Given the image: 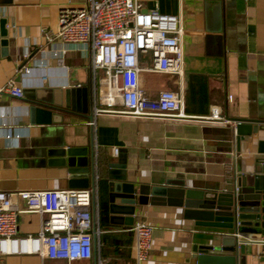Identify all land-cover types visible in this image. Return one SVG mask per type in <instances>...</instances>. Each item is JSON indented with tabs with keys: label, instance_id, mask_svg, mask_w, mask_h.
I'll return each mask as SVG.
<instances>
[{
	"label": "crops",
	"instance_id": "obj_1",
	"mask_svg": "<svg viewBox=\"0 0 264 264\" xmlns=\"http://www.w3.org/2000/svg\"><path fill=\"white\" fill-rule=\"evenodd\" d=\"M82 1L0 0L1 191L72 189L65 168L48 166L44 156L46 146L58 142L64 147L93 148L97 167L92 183L88 176L86 188L93 191L100 181L106 183V165L117 163L119 156L124 159L123 169L114 171H121L125 181L135 186H164L168 182L173 187L181 183L193 190L219 191L235 177L260 168L264 162V0L145 1L148 8L177 16L184 32L181 77L162 82L149 78L151 84H145L149 98L155 97V89L161 85L180 94L184 112L191 117L182 121L108 112L93 117L96 103L89 50L68 46L60 60L35 64L40 48L50 44L62 48L54 39L59 13L79 7ZM24 68L29 69L27 74ZM95 75L98 78L101 72ZM9 80L20 88L22 97L1 91ZM70 89L75 95L69 103L76 109H54ZM211 108L231 123L250 121L255 132L236 144L231 123L202 120ZM91 117L95 124L88 127L85 123ZM5 129H15L19 137L4 140ZM112 147L118 148L116 159L110 154ZM135 212L133 222L140 220L153 227L146 264H192L190 247L204 245L215 234L212 229L195 226L193 220H183L180 211L171 207L147 205ZM39 225L37 214L17 216L19 235H35ZM109 225L120 241L117 252L111 248L106 257L101 256L100 231L94 237L92 258L69 264H96V248L107 264H134L130 226ZM126 232L131 233L129 248L122 243ZM245 247L241 264H264L259 247ZM0 264L67 263L18 254L2 258Z\"/></svg>",
	"mask_w": 264,
	"mask_h": 264
},
{
	"label": "built area",
	"instance_id": "obj_2",
	"mask_svg": "<svg viewBox=\"0 0 264 264\" xmlns=\"http://www.w3.org/2000/svg\"><path fill=\"white\" fill-rule=\"evenodd\" d=\"M147 0H83L77 8L60 11L58 29L54 35L62 46L38 50L36 65L60 60L68 46L89 50L95 94L93 117L114 113L137 119L188 120L184 99L162 85L155 89V97L147 96L145 84L149 78L179 79L183 68L181 38L183 29L175 15L159 13L157 8L145 6ZM50 41V39H49ZM24 58L28 55L25 53ZM101 72L96 78L95 73ZM29 69L24 68V73ZM149 83V84H148ZM11 97L22 93L14 81L6 82L2 90ZM210 123H231L216 108L202 116ZM91 117L86 126H94ZM232 128L235 122L231 123ZM4 140L17 139L19 134L5 129ZM110 154L117 158L118 148ZM91 189L0 190V260L13 255H37L51 261L88 260L93 256V239L101 233L98 228L97 199L91 209ZM31 213L40 217L35 235H19L17 216ZM153 227L136 220L129 227L134 236L131 247L134 264H146L151 251ZM246 244L259 247L264 255V234L245 238ZM96 264H107L96 248Z\"/></svg>",
	"mask_w": 264,
	"mask_h": 264
},
{
	"label": "water",
	"instance_id": "obj_3",
	"mask_svg": "<svg viewBox=\"0 0 264 264\" xmlns=\"http://www.w3.org/2000/svg\"><path fill=\"white\" fill-rule=\"evenodd\" d=\"M74 95V89L65 91L63 102L57 101L54 109H76L69 103ZM234 122L232 135L236 144L256 130L250 121L238 119ZM44 156L48 166L65 168L70 178L69 188L86 189L88 176L92 183L97 166L91 146L75 148L52 143L46 146ZM123 163V156H119L117 163L109 161L106 165L109 224L131 226L137 207L150 205L178 209L183 220H193L195 226L212 229L215 233L204 245L190 247L192 264H241L246 249L244 238L264 234V162L248 176L235 177L231 184L219 191L193 190L181 183L173 187L168 182L164 186H135L133 182L125 181L121 171H114L122 170ZM93 189L94 201L97 189Z\"/></svg>",
	"mask_w": 264,
	"mask_h": 264
},
{
	"label": "trees",
	"instance_id": "obj_4",
	"mask_svg": "<svg viewBox=\"0 0 264 264\" xmlns=\"http://www.w3.org/2000/svg\"><path fill=\"white\" fill-rule=\"evenodd\" d=\"M105 181H100L98 184L97 194H98V203H97V213H98V228L102 233L99 237V250L100 254L103 257H106L112 248L113 251L117 252V244L119 241L118 236L110 232V225L108 223V213H107V200L105 194ZM110 230V231H109ZM125 240L122 241L123 246L129 248L131 243V233L126 232L123 234Z\"/></svg>",
	"mask_w": 264,
	"mask_h": 264
}]
</instances>
